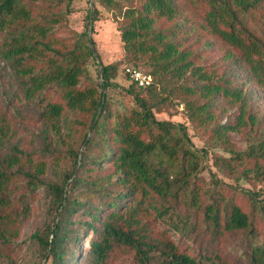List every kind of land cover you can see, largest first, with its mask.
Returning a JSON list of instances; mask_svg holds the SVG:
<instances>
[{
    "label": "trees",
    "instance_id": "16d2710c",
    "mask_svg": "<svg viewBox=\"0 0 264 264\" xmlns=\"http://www.w3.org/2000/svg\"><path fill=\"white\" fill-rule=\"evenodd\" d=\"M27 1L0 0V45L12 41L4 58L16 78V94L43 126L42 140L34 163L19 144L3 145L0 207L8 203V185L17 176L47 188L51 220L31 236L38 259L103 264L114 246L125 245L139 264H213L217 253L207 249L224 233L243 231L254 238L251 215L240 205L220 192H211L208 200L195 192L191 178L204 151L191 148L182 122L157 119L154 112L181 103L187 121L210 125V138L232 159L252 160L257 171L264 170V128L240 151L232 150L227 135L261 124L251 102L264 92V0H93L85 25L97 19L94 4H101L113 14L120 41V58L100 63V75L86 30L76 33L67 26L72 0H41L44 6L36 11L25 7ZM60 32L64 36L56 43ZM37 48L45 58L33 55ZM29 60L38 67H25ZM216 62L220 72L212 67ZM124 65L147 68L142 71L150 84L138 87L123 74L132 106L112 109L103 94L97 114L101 89L119 86ZM214 108L232 119L214 123ZM61 129L68 165L61 172L52 164L51 179L43 175L47 164L39 152L51 156L50 164L58 150L45 133ZM148 211L167 219L187 241L197 240L196 252L179 250L169 239L146 240L138 215ZM85 232L88 242L81 251ZM245 259L264 264V242L251 240Z\"/></svg>",
    "mask_w": 264,
    "mask_h": 264
},
{
    "label": "rangeland",
    "instance_id": "374dc122",
    "mask_svg": "<svg viewBox=\"0 0 264 264\" xmlns=\"http://www.w3.org/2000/svg\"><path fill=\"white\" fill-rule=\"evenodd\" d=\"M92 4L93 0H72L71 11L66 15V23L76 33L86 30V36L87 30L90 29L89 41L92 38L94 42V46L93 44L92 46L97 58L100 63L107 64L121 56L118 32L113 14L98 3L94 4L98 9L97 19L91 22L90 26L89 24L85 25V10L91 9ZM43 6L41 0H28L25 4V7L31 11L40 10ZM62 6L60 4L57 8H62ZM8 28L6 27L1 34H4ZM32 36L34 37V34ZM32 36L27 38L28 41L32 40ZM56 36L55 42L59 43V39L64 34L60 32ZM11 43L12 41L7 39L3 45H0V153H4L3 145L6 143H16L31 153L34 163V154L38 151L37 148L39 149V143L42 140L41 129L43 126L36 120L21 96L16 94V78L13 76L10 63L4 58V52ZM33 55L39 59L46 57V53H43L39 48ZM213 60L216 61V58L214 57ZM24 64L25 67L30 66L34 70L38 67L39 62L29 60ZM218 64L219 62L213 63L212 67L217 66L216 71L220 72ZM139 67L143 71L147 70L143 66ZM90 70L94 76L92 64H90ZM98 74L100 75L99 72ZM117 81L119 86L101 90L109 100L112 109L122 111L132 106V100L122 88L128 84V81L124 77L121 67L118 69ZM251 105L253 110L256 108L258 122L261 124L257 130L244 127L242 132L228 131L227 135L230 137L232 150L240 151L245 148L248 141L253 136L255 137L256 132L264 128V92H259L258 97L254 102H251ZM214 109L217 115L214 123L225 124L233 117V115L229 117L223 115L217 108ZM227 111L228 114H232L233 109L227 108ZM154 114L157 119L182 122L186 126L191 148L199 152L204 151L199 157L198 169L191 178L195 192L204 200H208V194L211 192H220L225 200H232L244 211L250 213L254 238H249L243 231L226 232L207 249L217 253L218 259L216 260L218 262H214L215 264H246L245 249L249 242L251 240L258 244L264 242V170L257 171L253 167L252 160L232 159V153L223 144H217L210 138V125L204 126L187 121L181 103H175L174 106L169 105L167 110L163 109L154 112ZM59 133L55 134L53 131H49V135L45 133L52 142V146L54 143L57 144L58 150L50 164L48 160L51 156H47V152H39L47 164L44 167L43 175L51 179L56 177L52 164H56L61 172L68 165V157L63 144L64 132L61 129ZM26 182L21 176L15 177L13 182L8 185L10 199L6 205L0 207V264H44V259H38V251L31 236L50 223L52 211L48 208L49 196L47 188L43 184L32 186L27 185ZM138 218L140 223L138 231L144 234L146 240H151L150 238L169 239L179 250L196 252L197 240L187 241L174 233L167 219L156 217L149 211L141 212ZM87 232L83 233L80 239L79 249L81 251H84L87 246ZM201 237H205L202 232ZM103 264H139V262L133 248L116 245L110 250Z\"/></svg>",
    "mask_w": 264,
    "mask_h": 264
},
{
    "label": "built area",
    "instance_id": "2783aa9c",
    "mask_svg": "<svg viewBox=\"0 0 264 264\" xmlns=\"http://www.w3.org/2000/svg\"><path fill=\"white\" fill-rule=\"evenodd\" d=\"M122 70L128 81L136 84L138 87L147 86L151 82L150 76L139 68L124 65Z\"/></svg>",
    "mask_w": 264,
    "mask_h": 264
},
{
    "label": "water",
    "instance_id": "95a60500",
    "mask_svg": "<svg viewBox=\"0 0 264 264\" xmlns=\"http://www.w3.org/2000/svg\"><path fill=\"white\" fill-rule=\"evenodd\" d=\"M89 26L91 24V21L89 20ZM89 32H90V29L87 30V37H88V47H89V50L91 51L92 55L94 56L95 60H96V64H97V68H98V72L100 73V69H101V65H100V61L99 59L97 58V55H96V52H95V49L94 47L92 46V44L90 43L89 41ZM103 102V93H102V99H101V102H100V105H99V108H98V111H97V114L99 113L100 111V108H101V104ZM95 120V119H94ZM93 120V122H94ZM92 122V123H93Z\"/></svg>",
    "mask_w": 264,
    "mask_h": 264
}]
</instances>
